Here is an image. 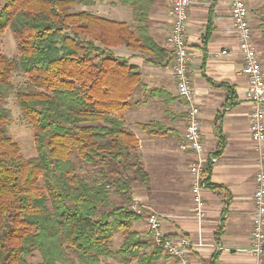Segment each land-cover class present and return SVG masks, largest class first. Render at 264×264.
I'll return each instance as SVG.
<instances>
[{
  "label": "trees",
  "instance_id": "16d2710c",
  "mask_svg": "<svg viewBox=\"0 0 264 264\" xmlns=\"http://www.w3.org/2000/svg\"><path fill=\"white\" fill-rule=\"evenodd\" d=\"M120 1L133 9L134 26L71 12L96 0H0V35L10 30L18 51L15 57L0 53V264H113L107 260L115 258L157 264L169 256L149 231L145 238L134 229L142 218L129 209L133 184L148 186L150 176L126 114L140 104L132 98L143 81L140 67L112 49L124 46L156 66L172 58L150 35V0ZM15 74L27 78L19 88L12 83ZM13 94L34 131L36 155L27 159L8 131ZM227 105H237L232 90ZM142 128L169 131L159 122ZM219 148L215 156L224 149L222 138ZM84 168L96 176L89 179ZM211 171L209 165L208 181ZM117 234L124 240L115 251ZM36 254L41 260L33 262ZM218 259L217 253L211 264Z\"/></svg>",
  "mask_w": 264,
  "mask_h": 264
},
{
  "label": "crops",
  "instance_id": "0c3cea01",
  "mask_svg": "<svg viewBox=\"0 0 264 264\" xmlns=\"http://www.w3.org/2000/svg\"><path fill=\"white\" fill-rule=\"evenodd\" d=\"M150 2L149 32L158 45L171 53L170 64L152 65L146 62L144 54L124 46L112 49L115 55L129 58L132 64L139 66L142 73L143 85L132 98L133 103L139 101L140 104L127 112L126 126L138 139L150 182L134 194V200L170 216L163 226L168 236L191 239L190 264H211L217 253L216 264H257L249 249L253 196L257 187L256 175L264 168V144L263 151L258 152L251 139L248 80L240 71L244 61L229 0H192L190 7L187 38L192 55L191 77L201 110L204 143L207 151L215 155L220 149V138L224 142V149L216 156L218 161L211 165L210 174V183L223 190H204L207 216L201 222L193 213L189 173L193 158L178 150L185 128L186 104L177 93L173 56L167 43L172 27L170 0ZM246 3L254 43L264 68V0H246ZM87 8L102 18L135 25L133 9L120 0H96ZM211 14V30L205 43ZM230 90L237 95V105L233 107L227 105ZM218 115L222 116L221 122L217 121ZM151 122H159L169 131L150 134L142 126ZM217 126H220L221 135ZM140 223L134 226L138 232V226L146 225L143 220ZM157 264L179 263L166 256ZM260 264H264V256Z\"/></svg>",
  "mask_w": 264,
  "mask_h": 264
},
{
  "label": "built area",
  "instance_id": "2783aa9c",
  "mask_svg": "<svg viewBox=\"0 0 264 264\" xmlns=\"http://www.w3.org/2000/svg\"><path fill=\"white\" fill-rule=\"evenodd\" d=\"M191 4L192 0H170L172 27L167 43L173 56L172 70L177 93L186 104L185 128L178 142V150L193 158L189 165L193 213L195 219L201 222L207 216L203 195L204 190L209 189L210 183L207 169L209 165L215 164L218 158L206 149L202 133L201 110L196 102L191 77L192 55L187 38ZM229 5L239 51L244 61V66L240 71L248 80L251 139L255 149L262 152L264 144V68L254 43L246 0H229ZM223 53L225 52L220 54ZM256 185L253 196L254 212L249 254L256 259L257 264H260L264 256V168L256 175ZM129 209L142 218L155 245L165 255L175 258L179 264H190L191 239L188 236L173 238L163 231V226L170 216L159 214L136 200L130 204Z\"/></svg>",
  "mask_w": 264,
  "mask_h": 264
},
{
  "label": "rangeland",
  "instance_id": "374dc122",
  "mask_svg": "<svg viewBox=\"0 0 264 264\" xmlns=\"http://www.w3.org/2000/svg\"><path fill=\"white\" fill-rule=\"evenodd\" d=\"M89 8L83 6H76L71 9V12H81L83 10H88ZM88 11H91L88 10ZM0 53L4 54L8 57H15L18 54L17 51V40L14 37L13 33L10 30H7L3 34L0 35ZM27 81V78L21 74H15L12 78V83L15 88H19L23 86ZM7 108L10 110L11 119L8 123V131L10 137L19 144L21 155L24 158H31L36 155L35 144H34V131L29 124L23 119L20 109L17 106V101L15 95H11L7 100ZM83 174H85L89 179H92L96 176V171L93 168H84ZM145 186V185H144ZM139 183L133 184V194L139 193V189L144 187ZM112 201L116 204H121L123 201L117 195L112 194ZM141 223H137L140 225ZM139 233L142 234L145 238H148V230L146 225H141L137 227ZM150 237V236H149ZM124 240L123 234H117L113 240V249L118 250ZM151 240V239H150ZM41 258L39 254H36L35 258L32 259L33 262L40 261ZM107 262L113 264H121L120 260L115 258L113 260H107ZM78 264V263H77ZM135 264V263H133Z\"/></svg>",
  "mask_w": 264,
  "mask_h": 264
}]
</instances>
